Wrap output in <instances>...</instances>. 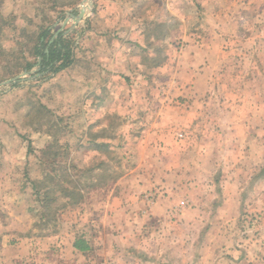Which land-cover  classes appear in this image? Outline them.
<instances>
[{
    "label": "rangeland",
    "instance_id": "1",
    "mask_svg": "<svg viewBox=\"0 0 264 264\" xmlns=\"http://www.w3.org/2000/svg\"><path fill=\"white\" fill-rule=\"evenodd\" d=\"M60 1L3 5L74 32L86 72L0 88V264H264V0H93L101 39L65 23L84 0ZM37 102L50 112L26 116ZM48 174L81 192L59 188L50 220L31 183Z\"/></svg>",
    "mask_w": 264,
    "mask_h": 264
},
{
    "label": "trees",
    "instance_id": "2",
    "mask_svg": "<svg viewBox=\"0 0 264 264\" xmlns=\"http://www.w3.org/2000/svg\"><path fill=\"white\" fill-rule=\"evenodd\" d=\"M5 1L0 0V79L9 78L22 72H32L34 70L32 74L35 77L40 75L42 81H48L49 74H58L73 66L77 56L76 49L78 48L76 37L72 35L74 32L66 34L67 30L61 31L55 36L52 28V17L43 10L41 11L39 9L40 7H38V10H40V13H44L41 18L42 20L36 22L39 16L35 15L34 18L28 19L25 27L19 28L16 24L18 19L16 14L11 13L10 15H5L3 13ZM44 6L43 4L42 9L45 8ZM66 6V3L60 0H53L52 7L51 9L49 7V11L58 13ZM88 23L90 28L91 22ZM9 29L10 33L11 31L13 32L11 36L7 32ZM26 108H28L26 116L30 115V113L32 114L33 109L37 113L50 112V109L42 102L30 103ZM107 145L108 143H97L96 147L98 149L105 148ZM55 171L56 169H54ZM58 176L50 174L46 176V181L54 182V186L47 185L48 188H43L41 182H31L36 194L42 195L41 203L46 209L44 216L46 215L48 220L51 219L52 212L49 211L51 204L56 200L54 194L59 188V190L67 195L74 194L73 197L81 193L78 191L75 194L74 191L61 187L57 180ZM56 213L57 211H55ZM73 247L80 252H86L89 249L86 240L83 238L76 239Z\"/></svg>",
    "mask_w": 264,
    "mask_h": 264
},
{
    "label": "crops",
    "instance_id": "3",
    "mask_svg": "<svg viewBox=\"0 0 264 264\" xmlns=\"http://www.w3.org/2000/svg\"><path fill=\"white\" fill-rule=\"evenodd\" d=\"M29 16H30L29 18H34V16H31V15H29ZM87 18H86V23L89 24L88 22H91V26L89 28V32L92 31V33H93V35H95V37H97V35H100V36L97 37V38H100V39H101L102 35L107 36L108 30L111 27L108 24L106 25V21H107V19L108 20L111 19V15H107V13L105 11V6H103V4H100L99 1L97 3H95L94 4V8L91 11V15L88 14V17ZM106 28H108V30ZM95 44L92 45L93 46L92 47V51L94 52V54L91 57H89L90 60L93 61V62H99L97 60H100V59L104 60L103 58H105L104 62H106V64L102 63V61L99 62V64H104V66H103L104 67V70L101 69L100 75H98V80H99V82L101 84L100 86H103V87L98 88V89H101L102 90V93H101V95H99L100 97H97V100L98 99H101V100H103V103H104L105 101H107V97H110L108 95V93H107L108 91H107L106 88H107L108 83L111 81V78H110V76L112 75V72H111L112 71L111 61H110L109 56L108 57L106 56V52H108V51H103V52L97 51L98 48H97V45H95ZM83 56H85V55H83ZM81 63H84V62L80 58V55L78 57L76 56L75 63L70 68H72V69L76 68V69L79 70V72L85 73L86 72V70H85L86 68ZM91 63L92 62L89 61L88 64L91 65ZM94 68L99 71L98 67H94ZM101 72L104 73V76L103 77H102ZM88 76H89L88 79L89 78L90 79L91 78H94L96 80V78H97V76H90V75H88ZM107 80H108V83H107ZM98 89L91 90L90 93H89V97L94 96V95H97L98 94V92H97ZM109 205L110 204H107L105 206L107 207ZM112 205H113V207L112 206L111 207L114 208V203L113 202H112ZM108 210H109V208H108ZM82 238L86 240V243L89 246V249L86 252H80V251L76 250L73 247L74 244H72V247H73L74 252H76V253L79 252L81 254H86V253L92 251V248L93 247H92V243L90 241L89 234L86 233V236H82Z\"/></svg>",
    "mask_w": 264,
    "mask_h": 264
},
{
    "label": "water",
    "instance_id": "4",
    "mask_svg": "<svg viewBox=\"0 0 264 264\" xmlns=\"http://www.w3.org/2000/svg\"><path fill=\"white\" fill-rule=\"evenodd\" d=\"M85 5H87V7H84ZM94 8V2L93 0H84L80 9H79V13L78 15H70L71 18H68L65 23H68L70 21V19H72L74 21V27L79 24L80 22H82L83 20H85L89 14L90 11H92ZM62 31V29L58 30L57 33L55 34V36H57L60 32ZM33 72H24L21 75H18L12 79H9L3 83H0V88L5 87V86H14L18 83L23 82L26 76L31 75ZM32 79V78H30Z\"/></svg>",
    "mask_w": 264,
    "mask_h": 264
},
{
    "label": "bare ground",
    "instance_id": "5",
    "mask_svg": "<svg viewBox=\"0 0 264 264\" xmlns=\"http://www.w3.org/2000/svg\"><path fill=\"white\" fill-rule=\"evenodd\" d=\"M84 7H87V5H85Z\"/></svg>",
    "mask_w": 264,
    "mask_h": 264
}]
</instances>
